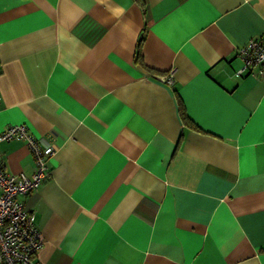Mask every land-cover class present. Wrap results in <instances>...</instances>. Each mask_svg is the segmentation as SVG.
I'll return each instance as SVG.
<instances>
[{
    "label": "crops",
    "instance_id": "crops-1",
    "mask_svg": "<svg viewBox=\"0 0 264 264\" xmlns=\"http://www.w3.org/2000/svg\"><path fill=\"white\" fill-rule=\"evenodd\" d=\"M143 4L0 0V131L55 149L19 197L35 262L264 264V77L238 56L264 0ZM0 159L31 175L24 141Z\"/></svg>",
    "mask_w": 264,
    "mask_h": 264
},
{
    "label": "built area",
    "instance_id": "built-area-1",
    "mask_svg": "<svg viewBox=\"0 0 264 264\" xmlns=\"http://www.w3.org/2000/svg\"><path fill=\"white\" fill-rule=\"evenodd\" d=\"M238 56L241 71H255L264 77V41L251 39L241 47ZM172 84L171 77L162 79ZM24 141L31 154V175L8 174L0 159V264H36L43 238L36 226L33 211L19 197L33 194L48 175V160L55 154L51 146H43L23 124L8 125L0 131V143Z\"/></svg>",
    "mask_w": 264,
    "mask_h": 264
},
{
    "label": "trees",
    "instance_id": "trees-1",
    "mask_svg": "<svg viewBox=\"0 0 264 264\" xmlns=\"http://www.w3.org/2000/svg\"><path fill=\"white\" fill-rule=\"evenodd\" d=\"M135 2L138 4V6H139L142 10H144L143 0H135ZM136 60L141 61V54H140L139 52H138V54L136 55ZM182 115H183V117H184L183 112H182ZM185 119H186V117H185Z\"/></svg>",
    "mask_w": 264,
    "mask_h": 264
}]
</instances>
